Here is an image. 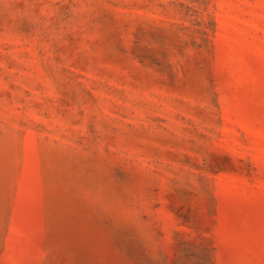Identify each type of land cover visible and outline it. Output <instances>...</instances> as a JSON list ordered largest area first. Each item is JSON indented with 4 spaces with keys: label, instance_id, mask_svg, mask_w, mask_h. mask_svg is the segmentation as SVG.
Listing matches in <instances>:
<instances>
[{
    "label": "rangeland",
    "instance_id": "rangeland-1",
    "mask_svg": "<svg viewBox=\"0 0 264 264\" xmlns=\"http://www.w3.org/2000/svg\"><path fill=\"white\" fill-rule=\"evenodd\" d=\"M0 264H264V0H0Z\"/></svg>",
    "mask_w": 264,
    "mask_h": 264
}]
</instances>
